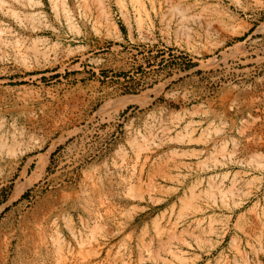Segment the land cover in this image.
<instances>
[{
  "label": "rangeland",
  "instance_id": "obj_1",
  "mask_svg": "<svg viewBox=\"0 0 264 264\" xmlns=\"http://www.w3.org/2000/svg\"><path fill=\"white\" fill-rule=\"evenodd\" d=\"M0 264H264V0H0Z\"/></svg>",
  "mask_w": 264,
  "mask_h": 264
}]
</instances>
